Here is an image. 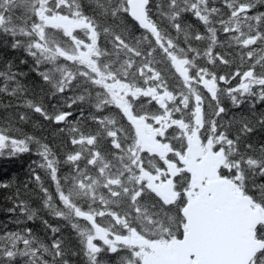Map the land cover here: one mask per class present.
Masks as SVG:
<instances>
[{
  "label": "snow or ice",
  "instance_id": "1",
  "mask_svg": "<svg viewBox=\"0 0 264 264\" xmlns=\"http://www.w3.org/2000/svg\"><path fill=\"white\" fill-rule=\"evenodd\" d=\"M0 264H264V0H0Z\"/></svg>",
  "mask_w": 264,
  "mask_h": 264
}]
</instances>
